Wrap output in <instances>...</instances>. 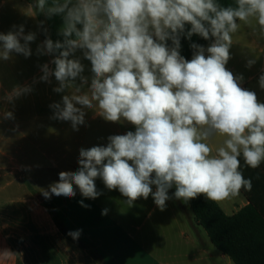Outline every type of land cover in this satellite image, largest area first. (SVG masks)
<instances>
[{
	"label": "clouds",
	"instance_id": "1",
	"mask_svg": "<svg viewBox=\"0 0 264 264\" xmlns=\"http://www.w3.org/2000/svg\"><path fill=\"white\" fill-rule=\"evenodd\" d=\"M34 7L63 20V41L48 38L37 48V55L56 54L54 70L42 65L40 80L54 76L55 92L71 90L50 106L53 118L71 121L78 130L84 109H90L106 122L135 127L109 136L107 146L81 148L78 170L61 171L50 191L42 192L45 198H72L78 188L83 197L96 199L97 178L118 190L129 207L151 195L161 211L173 187L174 198L185 203L201 195L219 203L251 190L241 157L252 169L264 163V103L226 65L242 24L264 38V0H35ZM194 34L213 42L206 49L192 44L188 60L180 54V37ZM35 39V33L25 35L23 25L0 33V60L11 53L30 57ZM78 49L91 63L86 91L84 65L69 58ZM259 86L264 89V75ZM31 90L16 86L5 99L12 102ZM3 117L14 118L12 112ZM217 136L224 139L214 150L208 142ZM81 231L68 235L77 239Z\"/></svg>",
	"mask_w": 264,
	"mask_h": 264
},
{
	"label": "crops",
	"instance_id": "2",
	"mask_svg": "<svg viewBox=\"0 0 264 264\" xmlns=\"http://www.w3.org/2000/svg\"><path fill=\"white\" fill-rule=\"evenodd\" d=\"M34 4L35 0H0V33L23 25L25 35H36L29 44L30 57L11 53L9 60H0V264H234L195 221L190 201L174 198L175 187L169 190L172 198L163 211L151 195L129 207L118 190H108L99 178L95 184L101 195L96 199L83 197L78 188L72 198L43 196L59 181L61 171L78 170L81 148L107 146L109 136L135 127L106 122L90 109H84L85 123L78 130L71 121L53 118L55 110L50 106L62 103L71 90L55 92L59 82L54 76L40 80L42 65L54 70L51 61L56 54L37 55V48L48 38L63 41V20L59 15L47 17ZM230 52L226 67L242 76L241 87L254 91L264 103V89L259 86L264 38L242 24L233 35ZM69 58L84 65L81 75L88 84L82 91H86L92 77L90 61L80 49ZM249 60H255L250 67ZM80 83L77 78L75 84ZM16 86L32 90L8 102L5 97ZM5 112H12L14 118L5 119ZM223 139L217 136L208 143L215 150ZM248 203L240 192L218 204L225 214L233 215ZM105 209L107 214L102 215ZM77 230H82L77 239L68 235Z\"/></svg>",
	"mask_w": 264,
	"mask_h": 264
},
{
	"label": "trees",
	"instance_id": "3",
	"mask_svg": "<svg viewBox=\"0 0 264 264\" xmlns=\"http://www.w3.org/2000/svg\"><path fill=\"white\" fill-rule=\"evenodd\" d=\"M220 3L228 4L232 0H220ZM210 42L212 40L195 34L190 39L181 35L180 54L188 59L193 55L192 44L205 47ZM168 44L171 46L170 40ZM241 171L251 180L252 187L250 191H240L249 203L237 213L225 214L217 202L203 195L190 200V206L195 221L207 232L214 246L234 264H264V163L252 169L244 165L241 157Z\"/></svg>",
	"mask_w": 264,
	"mask_h": 264
},
{
	"label": "rangeland",
	"instance_id": "4",
	"mask_svg": "<svg viewBox=\"0 0 264 264\" xmlns=\"http://www.w3.org/2000/svg\"><path fill=\"white\" fill-rule=\"evenodd\" d=\"M15 143V142H14ZM15 146V145H14ZM74 161V160H73ZM67 162L65 161V160H63L62 161V165H65ZM69 164H71L72 163V161L71 160H69V162H68Z\"/></svg>",
	"mask_w": 264,
	"mask_h": 264
}]
</instances>
